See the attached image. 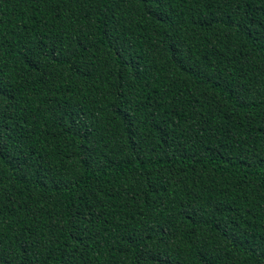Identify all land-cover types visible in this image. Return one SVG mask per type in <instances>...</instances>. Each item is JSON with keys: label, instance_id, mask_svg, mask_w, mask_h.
Instances as JSON below:
<instances>
[{"label": "trees", "instance_id": "obj_1", "mask_svg": "<svg viewBox=\"0 0 264 264\" xmlns=\"http://www.w3.org/2000/svg\"><path fill=\"white\" fill-rule=\"evenodd\" d=\"M0 264H264V0H0Z\"/></svg>", "mask_w": 264, "mask_h": 264}]
</instances>
